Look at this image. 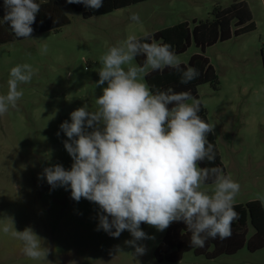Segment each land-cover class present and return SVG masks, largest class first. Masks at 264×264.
<instances>
[{"label":"rangeland","instance_id":"obj_1","mask_svg":"<svg viewBox=\"0 0 264 264\" xmlns=\"http://www.w3.org/2000/svg\"><path fill=\"white\" fill-rule=\"evenodd\" d=\"M55 1L69 18L60 31L0 45V94L7 92L12 67L30 63L35 69L32 81L21 85L24 95L17 107L0 116V226L11 218L17 231L32 228L50 249L46 259L51 264H264V248L250 252L247 247L216 259L190 251L177 263L158 261L155 249L166 230L147 224L140 227L154 239L139 241L146 252L136 256L124 243L132 239L128 231L113 238L97 230L98 205L84 198L77 202L70 187L52 188L40 178L56 164L70 170L73 161L60 125L70 123V113L85 104L95 110V98L102 94L95 86L96 69L109 47L129 34L142 37L181 22L192 26L194 19H211L214 6L245 1L256 29L206 48L220 84L218 90L203 84L198 95L214 126L225 173L240 184L234 204L258 200L264 207V0H146L88 19L67 0ZM132 13L139 14V23L130 20ZM44 43L48 51L41 54ZM197 52L193 42L177 55L187 64ZM252 233L249 226L248 237ZM21 248L20 241L0 231V264H48L27 258Z\"/></svg>","mask_w":264,"mask_h":264},{"label":"clouds","instance_id":"obj_2","mask_svg":"<svg viewBox=\"0 0 264 264\" xmlns=\"http://www.w3.org/2000/svg\"><path fill=\"white\" fill-rule=\"evenodd\" d=\"M103 2L67 0L93 10L103 7ZM4 7L0 24H7L16 37L30 38L40 4L4 0ZM130 20L139 23V14L132 13ZM149 40L147 33L129 34L100 56L95 86L102 94L95 98V110L85 104L70 113V123L65 120L60 125L72 166L70 170L60 164L47 167L40 177L52 188L70 187L77 202L84 198L98 205L97 230L113 238L128 231L132 239L124 243L134 248L136 256L146 252L139 241L154 239L141 229L142 223L163 232L173 222H183L191 234L190 245L197 248L208 239L230 237L231 225L238 219L233 204L240 191V184L220 167L200 166L216 159L208 139L214 126L198 115L201 101L190 91L153 90L145 80L150 72L171 68L186 85L199 71L191 66L182 69L170 44ZM39 51L46 54L47 43ZM139 56L145 57L143 63H134ZM34 74L30 63L10 69L7 92L0 94V116L17 107L24 95L21 85L29 84ZM13 224L8 218L0 231L20 241L27 258L51 264L44 238L30 227L17 231ZM116 251H121L119 246Z\"/></svg>","mask_w":264,"mask_h":264},{"label":"trees","instance_id":"obj_3","mask_svg":"<svg viewBox=\"0 0 264 264\" xmlns=\"http://www.w3.org/2000/svg\"><path fill=\"white\" fill-rule=\"evenodd\" d=\"M144 1L146 0H104L103 7L99 10L87 8L83 4H70V7L75 12H81L82 17L88 19ZM36 2L40 4V11L32 25L34 31L31 36L47 31L58 32L69 23L67 14L55 0H36ZM5 11L4 0H0V19L3 18ZM255 29L256 24L253 21L249 5L245 1H236L228 7L214 6L211 19L204 21L194 19L192 26L188 22H181L149 34L152 40L146 42L168 43L176 54L186 52L194 42L200 52L192 54L187 64L181 63V68L194 67L199 71V76L185 85L180 83L179 72L165 68L163 71L150 72L145 80L153 90L172 88L176 92L190 91L193 97L199 99V86L207 83L213 89L218 90L220 84L215 68L208 57L204 55L206 48ZM23 39L26 38L16 37L7 24H0V45ZM144 59V56H139L136 61L138 64H142ZM198 115L209 123L208 112L202 103ZM208 139L214 145L216 159L211 164L205 160L200 166L220 167L226 175L213 132L208 135ZM233 207L238 213V219L234 220L231 225L230 237L208 239L203 248L193 247L190 245L191 234L187 231L186 225L183 222H173L166 229L162 240L155 249L156 259L177 263L182 260L185 253L190 251L197 256H204L206 259H216L222 255H233L244 247H247L250 252L264 248V207L262 203L253 200L245 204H233ZM249 226H252L253 233L248 237Z\"/></svg>","mask_w":264,"mask_h":264}]
</instances>
